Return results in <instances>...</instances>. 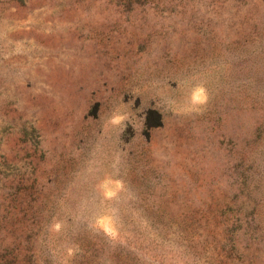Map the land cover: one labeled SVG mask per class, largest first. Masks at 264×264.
<instances>
[{"label":"rangeland","instance_id":"rangeland-1","mask_svg":"<svg viewBox=\"0 0 264 264\" xmlns=\"http://www.w3.org/2000/svg\"><path fill=\"white\" fill-rule=\"evenodd\" d=\"M0 264H264V0H0Z\"/></svg>","mask_w":264,"mask_h":264},{"label":"clouds","instance_id":"clouds-1","mask_svg":"<svg viewBox=\"0 0 264 264\" xmlns=\"http://www.w3.org/2000/svg\"><path fill=\"white\" fill-rule=\"evenodd\" d=\"M208 100H209V94L206 86L203 83H199L193 86L191 93L186 99L185 103L188 105L189 110L199 111L202 106L208 103ZM126 120H127V115L125 113H122L119 109H116L109 117L108 123L114 127H119ZM118 160L119 158L117 157V162ZM113 194L114 193L112 192L108 193L109 196Z\"/></svg>","mask_w":264,"mask_h":264}]
</instances>
